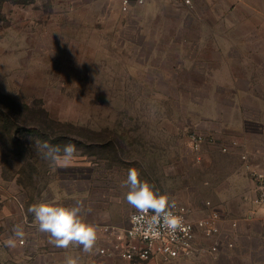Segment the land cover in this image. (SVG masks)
Masks as SVG:
<instances>
[{
	"label": "rangeland",
	"instance_id": "1",
	"mask_svg": "<svg viewBox=\"0 0 264 264\" xmlns=\"http://www.w3.org/2000/svg\"><path fill=\"white\" fill-rule=\"evenodd\" d=\"M145 5L0 0V264L194 263L124 260L103 228L127 225L135 210L123 186L131 168L194 217L207 201L224 208V152L194 148L191 135L215 129L213 113L224 118V76L264 71V28L224 0ZM44 141L78 151L59 167ZM60 190L90 202L85 218L100 231L91 253L34 244L28 208Z\"/></svg>",
	"mask_w": 264,
	"mask_h": 264
},
{
	"label": "crops",
	"instance_id": "2",
	"mask_svg": "<svg viewBox=\"0 0 264 264\" xmlns=\"http://www.w3.org/2000/svg\"><path fill=\"white\" fill-rule=\"evenodd\" d=\"M224 1L231 12L239 11L242 6L248 8L254 26L264 28V0ZM150 3L151 0H146L143 4L148 6ZM141 5H134L131 9ZM224 89V118L222 112L206 117L216 123V128L205 133L201 147L217 145L224 152V208L218 210L221 226L234 246H224L218 258L206 256L193 264H264V210L254 202L256 183L242 158L243 154H247L249 163L264 169V71H253L252 75L224 76ZM70 200L83 201L84 195L60 190L44 202L67 206ZM84 205L86 211L90 202H84ZM205 209L202 215L211 207L206 206ZM85 211L81 214L83 218L96 226L85 218ZM30 225L33 226L35 246L49 245L48 235L38 230L34 217ZM97 231L100 232L99 229ZM70 248L78 247L67 249Z\"/></svg>",
	"mask_w": 264,
	"mask_h": 264
},
{
	"label": "built area",
	"instance_id": "3",
	"mask_svg": "<svg viewBox=\"0 0 264 264\" xmlns=\"http://www.w3.org/2000/svg\"><path fill=\"white\" fill-rule=\"evenodd\" d=\"M187 7H193L196 0H181ZM146 0H119L123 11H129L134 5H141ZM205 135L193 133L191 141L194 148L199 149L205 140ZM227 150V147H223ZM246 168L256 183L254 202L264 210V169L248 162L247 154H243ZM211 207V202H206ZM175 214L183 217V230L171 234L163 228H158V234L146 231L147 219L139 216L136 210L129 215L127 225H107L103 228L104 238L118 256L127 261H144L159 259L164 263L178 262L186 259H199L205 256L220 257L224 246H234L221 226V214L212 208L200 217H194L185 205L176 204L171 209ZM153 215L149 213L148 217ZM23 242V241H21Z\"/></svg>",
	"mask_w": 264,
	"mask_h": 264
},
{
	"label": "clouds",
	"instance_id": "4",
	"mask_svg": "<svg viewBox=\"0 0 264 264\" xmlns=\"http://www.w3.org/2000/svg\"><path fill=\"white\" fill-rule=\"evenodd\" d=\"M38 146L43 150L44 158L59 167H67L78 151L77 146L71 142L61 146L44 141ZM123 186L128 188L127 203L139 214V216H133V220L146 218L147 232L158 234L157 229L163 228L175 234L183 230V217L171 210L176 207L175 202L171 201L168 195L160 194L148 181L141 180L137 169L128 170ZM84 211L85 205L81 200H77L72 206L43 202L28 208L38 230L47 234L49 242L55 247L67 249L77 246L84 253H91L99 235L96 226L88 223L81 215ZM149 213L153 215L148 217ZM13 232L16 238H22L24 235L19 226L14 227ZM4 244L6 247L15 248L17 240L10 237ZM67 264H75V261L69 259Z\"/></svg>",
	"mask_w": 264,
	"mask_h": 264
},
{
	"label": "trees",
	"instance_id": "5",
	"mask_svg": "<svg viewBox=\"0 0 264 264\" xmlns=\"http://www.w3.org/2000/svg\"><path fill=\"white\" fill-rule=\"evenodd\" d=\"M19 119H20V118L17 117V118H15V119H10V120H12V121L14 122L15 125H19V124H18L19 122H23V121H24L23 118H22L23 121H22L21 119H20V120H19ZM16 132H19V131H16ZM49 136H56V135H49ZM58 137H59V136H58Z\"/></svg>",
	"mask_w": 264,
	"mask_h": 264
}]
</instances>
